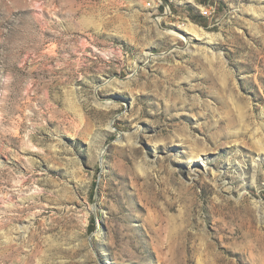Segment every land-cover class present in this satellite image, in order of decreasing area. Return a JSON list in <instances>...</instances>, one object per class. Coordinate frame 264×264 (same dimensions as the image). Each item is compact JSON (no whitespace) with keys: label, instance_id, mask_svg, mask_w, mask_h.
I'll return each mask as SVG.
<instances>
[{"label":"rangeland","instance_id":"rangeland-1","mask_svg":"<svg viewBox=\"0 0 264 264\" xmlns=\"http://www.w3.org/2000/svg\"><path fill=\"white\" fill-rule=\"evenodd\" d=\"M0 264H264V0H0Z\"/></svg>","mask_w":264,"mask_h":264},{"label":"bare ground","instance_id":"bare-ground-1","mask_svg":"<svg viewBox=\"0 0 264 264\" xmlns=\"http://www.w3.org/2000/svg\"><path fill=\"white\" fill-rule=\"evenodd\" d=\"M188 31H189V29H187ZM186 31V30H185ZM194 33H196V35H203V34H205L204 32H202V30L200 31V29L199 30H196V31H193ZM199 32V33H198ZM176 35H178L179 33H177V32H174ZM190 38V37H189Z\"/></svg>","mask_w":264,"mask_h":264}]
</instances>
